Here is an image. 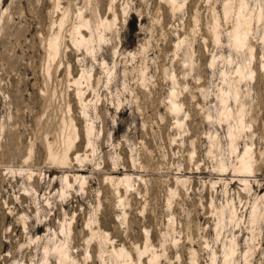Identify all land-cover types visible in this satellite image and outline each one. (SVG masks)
<instances>
[{
	"label": "rangeland",
	"instance_id": "1",
	"mask_svg": "<svg viewBox=\"0 0 264 264\" xmlns=\"http://www.w3.org/2000/svg\"><path fill=\"white\" fill-rule=\"evenodd\" d=\"M64 249L264 264V0H0V264Z\"/></svg>",
	"mask_w": 264,
	"mask_h": 264
},
{
	"label": "bare ground",
	"instance_id": "2",
	"mask_svg": "<svg viewBox=\"0 0 264 264\" xmlns=\"http://www.w3.org/2000/svg\"><path fill=\"white\" fill-rule=\"evenodd\" d=\"M242 10V9H241ZM240 10V11H241ZM241 14H242V11H241V13H240V17H241ZM239 17V18H240ZM240 24H241V19H239V22H238V25L236 26V28H235V31H234V38H235V43L236 44H239V45H245L247 42V39H245V31L243 32V33H239V26H240ZM245 30H247V28H245ZM84 39V38H83ZM54 48V47H53ZM54 49H56V48H54ZM54 51V50H53ZM241 70H239V72H240ZM251 73H252V71H251ZM54 144V143H53ZM52 144V145H53ZM50 145V144H49ZM53 150L51 151V153L53 154ZM248 150L243 154V156H242V159H243V161H242V165H241V167L244 169V170H247V169H251L252 168V165H251V163H249L248 161H247V159H246V157L248 156ZM51 156H53V155H51ZM128 180V179H127ZM61 248V247H60ZM60 257H61V262L63 263V264H66L67 263V260L69 259V253H68V251L67 250H61L60 251Z\"/></svg>",
	"mask_w": 264,
	"mask_h": 264
}]
</instances>
